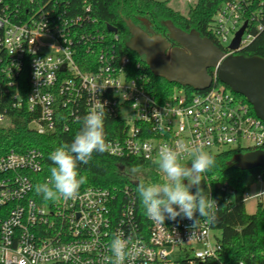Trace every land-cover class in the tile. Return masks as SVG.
<instances>
[{"label":"built area","instance_id":"built-area-1","mask_svg":"<svg viewBox=\"0 0 264 264\" xmlns=\"http://www.w3.org/2000/svg\"><path fill=\"white\" fill-rule=\"evenodd\" d=\"M164 1V0H161ZM196 3L198 0H186ZM73 16L57 0H0V90L14 108L26 106L38 135L66 132L92 109L106 111L104 133L110 156L154 162L162 145L183 141L211 154L222 150H264V122L252 106L224 85L205 91L177 89L166 100L148 90L150 76L141 61L117 48L91 18ZM247 22L240 48L230 49ZM264 33V0H228L214 19V34L225 56L239 54ZM217 84V85H216ZM0 111V126H10ZM185 153L182 163H191ZM44 169L36 148L0 150V264H109L116 235L133 252L124 264H217L222 238L212 223L178 217L164 225L140 210L136 193L120 189H79L76 199L35 198V177ZM264 172L246 193L245 204L264 205Z\"/></svg>","mask_w":264,"mask_h":264},{"label":"trees","instance_id":"trees-1","mask_svg":"<svg viewBox=\"0 0 264 264\" xmlns=\"http://www.w3.org/2000/svg\"><path fill=\"white\" fill-rule=\"evenodd\" d=\"M42 0H16L19 6H30L31 2ZM67 6L68 13L73 16L84 15L86 7H91L90 16L98 22L101 33L112 38L113 33L107 30L111 25L117 28L119 41L117 48L136 61H141L149 76V92L161 100H166L177 89H184L193 93L194 89L171 84L163 78L156 77L141 57L127 48L130 33L126 20L143 26V20L151 24L153 31L164 36L167 31L166 21L186 32L196 30L202 37L210 38L223 49L214 34V19L220 8L228 0H198L190 7L187 14L172 9L168 2L161 0H57ZM246 57L259 56L264 58V33L258 34L256 40L239 52ZM210 74L214 71L211 69ZM218 85H223L218 82ZM216 84V85H217ZM225 86V85H224ZM227 89H229L226 86ZM6 91L0 90V111L6 112L12 121L10 126H0V150L4 152L16 151L23 153L31 148L42 151L44 155V169L35 177V185L46 182L50 177L49 154L63 144H70L82 127V122L73 125L66 132L59 127L52 135H38L30 128L33 118L26 106L14 108L11 97ZM239 97L247 101L243 96ZM246 154L240 150H222L213 153L215 167L203 174L201 187L212 199L218 203L216 220L213 228L222 232L223 251L217 264H264V205L260 204L254 214H248L244 198L246 193L257 182V177L263 174L258 168L244 171L238 168L235 157ZM133 169L138 170L135 174ZM81 175L86 176V183L80 189L88 187H102L117 189L118 191L130 186L136 193V184L162 183L166 180L164 174L152 161L139 158H116L107 153H94L88 164L79 165ZM192 191H195L193 187ZM35 198L39 203H47L41 194L35 191ZM138 207L144 211L136 193Z\"/></svg>","mask_w":264,"mask_h":264},{"label":"clouds","instance_id":"clouds-1","mask_svg":"<svg viewBox=\"0 0 264 264\" xmlns=\"http://www.w3.org/2000/svg\"><path fill=\"white\" fill-rule=\"evenodd\" d=\"M149 40H154L149 38ZM92 109L82 118V127L70 144H63L49 154L52 163L49 179L35 185L37 194L45 200L76 199L80 187L86 183V176L81 175L79 165L88 164L94 153L109 150L106 142L104 121L106 111ZM185 153L191 154V163L183 164ZM154 163L166 177L162 183L136 184V193L152 221L164 225L165 220L175 221L178 217L192 221L195 228L201 220L213 223L219 207L216 200L201 187L203 174L215 167V157L202 146H190L177 141L176 146L162 145ZM138 170L133 169L135 174ZM195 187V191L192 189ZM109 251V264H124L133 252L120 235L114 236Z\"/></svg>","mask_w":264,"mask_h":264},{"label":"water","instance_id":"water-1","mask_svg":"<svg viewBox=\"0 0 264 264\" xmlns=\"http://www.w3.org/2000/svg\"><path fill=\"white\" fill-rule=\"evenodd\" d=\"M147 31L131 20H126L130 33L127 48L141 57L151 72L171 84L205 91L212 87L214 78L210 70H217V80L234 93L243 96L255 114L264 122V58L246 57L242 54L225 56L224 51L210 38L199 32H186L166 21L169 38L153 31L151 24L143 20ZM247 22L236 33L230 45L237 51ZM110 33L117 28L109 25ZM152 38L154 40H149ZM238 168L244 171L262 169L264 172V150H257L235 157Z\"/></svg>","mask_w":264,"mask_h":264},{"label":"rangeland","instance_id":"rangeland-1","mask_svg":"<svg viewBox=\"0 0 264 264\" xmlns=\"http://www.w3.org/2000/svg\"><path fill=\"white\" fill-rule=\"evenodd\" d=\"M166 2H168V5L174 9L177 12H180L182 14H187L190 7L194 6V3H188L186 0H164ZM261 190V186L257 185L254 188L255 192H260ZM264 200V198H263ZM264 202V201H263ZM257 200H250L246 203V210L248 212V214H254L257 210ZM215 235H217L218 238H222V232L219 230H214L213 232Z\"/></svg>","mask_w":264,"mask_h":264},{"label":"flooded vegetation","instance_id":"flooded-vegetation-1","mask_svg":"<svg viewBox=\"0 0 264 264\" xmlns=\"http://www.w3.org/2000/svg\"><path fill=\"white\" fill-rule=\"evenodd\" d=\"M142 24H143V26H140V27H141L143 30L147 31V27L145 26L144 22H142ZM164 36H165L166 38H169V33H168V31H165V32H164Z\"/></svg>","mask_w":264,"mask_h":264}]
</instances>
